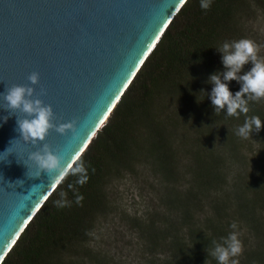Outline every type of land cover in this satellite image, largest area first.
Here are the masks:
<instances>
[{"label": "trees", "instance_id": "trees-1", "mask_svg": "<svg viewBox=\"0 0 264 264\" xmlns=\"http://www.w3.org/2000/svg\"><path fill=\"white\" fill-rule=\"evenodd\" d=\"M262 10L264 0H213L208 10L201 9L200 0H187L73 165L85 164L88 181L77 184L69 170L1 264H92V241L111 211V182L152 158L179 189L178 151L185 141L189 187L181 186L167 209L139 225L146 255L152 260L163 255L160 264H217L208 253L213 241L237 231L241 240L246 234L243 251L234 258L238 264H264V122L250 136L259 145L257 170L235 171L245 160L236 129L246 116L264 121V99L249 101L246 115L228 116L226 109L216 114L209 83L211 74L224 71L215 47L241 38L255 42L252 27ZM251 67L245 64L242 74ZM227 83L233 94L241 87L236 80ZM61 193L68 201L63 207L56 204ZM208 203L213 216L202 225L199 214Z\"/></svg>", "mask_w": 264, "mask_h": 264}, {"label": "water", "instance_id": "water-1", "mask_svg": "<svg viewBox=\"0 0 264 264\" xmlns=\"http://www.w3.org/2000/svg\"><path fill=\"white\" fill-rule=\"evenodd\" d=\"M186 1L0 0V92L32 86L53 107L55 124L76 123L78 135L53 128L41 142L65 156L66 174ZM33 72L40 77L35 85L28 79ZM9 112L0 107V153L12 142V153L0 161V264L66 176L26 175L23 161L35 173L26 158L36 146L16 130L17 115L25 114Z\"/></svg>", "mask_w": 264, "mask_h": 264}, {"label": "clouds", "instance_id": "clouds-1", "mask_svg": "<svg viewBox=\"0 0 264 264\" xmlns=\"http://www.w3.org/2000/svg\"><path fill=\"white\" fill-rule=\"evenodd\" d=\"M212 2L213 0H200L201 9L208 10ZM215 48L222 54L221 60L224 67L223 72L217 71L209 77V83L214 85L210 99L215 113L218 114L226 109L224 112L228 116L246 115L249 112V101L264 99V58L258 56L259 45L249 38H241L230 42L225 41ZM249 62L252 63L251 69L242 74L244 65ZM28 79L32 85L37 84L40 79L39 73L33 72ZM232 80L241 84L240 89L234 94L227 83ZM0 98L4 101V106L0 107L10 110L9 115L17 112L25 114L23 118L16 114V130L20 134V139L36 146V150L30 151L26 158L35 165V173L30 175V165L23 161L28 168L26 175L30 178L39 177L42 172H47L49 179L56 174H59L62 179L67 168L64 165L65 156L54 151L47 143L41 145V142L46 140L53 128L60 134L72 130L74 135H78L76 123L55 124L53 107L38 98L36 89L29 85L7 87L6 91L0 92ZM8 118V116H4L3 120L6 122ZM262 122L264 121L259 116H246L244 123L236 129V135L247 139L252 136L254 131L258 132L261 129ZM11 147L0 153V161L6 160L8 155L12 153ZM5 154L7 155L5 156ZM70 174L77 177L76 183L79 185H84L89 179L88 169L83 162L71 168ZM18 181L19 185H23V180ZM37 186L39 185L33 187ZM81 199L82 197H78L77 202ZM67 203L66 193H61V198L56 201L57 206L63 207ZM230 227L235 230L237 224L233 222ZM221 240L222 242L219 243L213 241L214 247L210 252L207 250L209 255L215 258L217 264H238L234 258L243 251V242L239 238V233L232 231L226 237H222Z\"/></svg>", "mask_w": 264, "mask_h": 264}, {"label": "rangeland", "instance_id": "rangeland-1", "mask_svg": "<svg viewBox=\"0 0 264 264\" xmlns=\"http://www.w3.org/2000/svg\"><path fill=\"white\" fill-rule=\"evenodd\" d=\"M257 14L251 32L255 43L259 45L258 56L264 58V12ZM242 142L245 160L236 166L235 171L242 174L248 171L254 174L257 170L258 142L250 136L247 139L242 138ZM189 147L188 142L185 141L178 151L181 157L177 160L179 176L176 178L180 181L176 182V187L179 189H174L172 182L153 165L152 158L123 171L111 182L108 190L111 211L109 216L100 222L92 241L95 250V257H91L92 264H160L163 255H157L154 260L146 255L139 225L146 223L155 216L156 212L167 209L169 200L175 198L182 191V187H189L191 173L187 166L189 154L186 153ZM227 171L230 176L231 165L227 167ZM229 176L227 175V179ZM214 197L216 196L213 194L211 199L214 200ZM204 209L206 213L199 214L202 225H205V221L209 220L213 212L209 203ZM242 236V242L245 243L246 234L243 233Z\"/></svg>", "mask_w": 264, "mask_h": 264}, {"label": "bare ground", "instance_id": "bare-ground-1", "mask_svg": "<svg viewBox=\"0 0 264 264\" xmlns=\"http://www.w3.org/2000/svg\"><path fill=\"white\" fill-rule=\"evenodd\" d=\"M160 39H161V38H160ZM157 44H158V43H157ZM154 49H155V48H154ZM151 53H152V52H151ZM151 53H150V54H151ZM116 105H117V104H116ZM115 107H116V106H115ZM113 110H114V109H113ZM113 110H112V111H113ZM112 111L110 110V112H109L110 114L108 113L109 116L111 115ZM108 114L105 116V118H104V122H103V124L101 125V127H102L104 124H106V122L108 121V118H109ZM107 116H108V118L106 119ZM101 127H100V128H101ZM100 128H99V129H100ZM95 136H96V135H95ZM95 136H94V137H95ZM84 152H85V151H84ZM84 152H83V153H84ZM36 214H37V213H36ZM33 218H34V217H33Z\"/></svg>", "mask_w": 264, "mask_h": 264}]
</instances>
